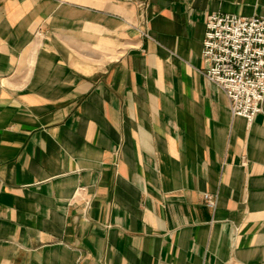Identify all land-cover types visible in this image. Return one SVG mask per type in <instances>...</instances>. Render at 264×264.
I'll list each match as a JSON object with an SVG mask.
<instances>
[{
    "label": "crops",
    "instance_id": "obj_1",
    "mask_svg": "<svg viewBox=\"0 0 264 264\" xmlns=\"http://www.w3.org/2000/svg\"><path fill=\"white\" fill-rule=\"evenodd\" d=\"M213 14L264 0H0V264H264V103L207 80Z\"/></svg>",
    "mask_w": 264,
    "mask_h": 264
},
{
    "label": "built area",
    "instance_id": "obj_2",
    "mask_svg": "<svg viewBox=\"0 0 264 264\" xmlns=\"http://www.w3.org/2000/svg\"><path fill=\"white\" fill-rule=\"evenodd\" d=\"M205 26L206 78L226 95L233 116L252 123L264 103V18L213 14Z\"/></svg>",
    "mask_w": 264,
    "mask_h": 264
},
{
    "label": "rangeland",
    "instance_id": "obj_3",
    "mask_svg": "<svg viewBox=\"0 0 264 264\" xmlns=\"http://www.w3.org/2000/svg\"><path fill=\"white\" fill-rule=\"evenodd\" d=\"M144 5L147 6V4H144ZM142 8H144L143 5H142ZM82 191H84V190L82 189Z\"/></svg>",
    "mask_w": 264,
    "mask_h": 264
}]
</instances>
